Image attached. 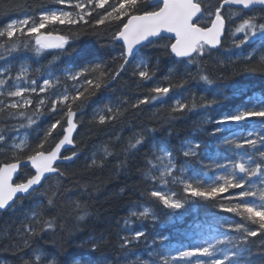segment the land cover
<instances>
[{"label": "snow or ice", "instance_id": "1", "mask_svg": "<svg viewBox=\"0 0 264 264\" xmlns=\"http://www.w3.org/2000/svg\"><path fill=\"white\" fill-rule=\"evenodd\" d=\"M56 3L66 7L41 11L38 16L25 15L10 20L0 30V38H5L0 49L11 55L18 47L12 38L19 34L17 39L27 37L34 41L37 52L55 49L59 50L58 55H63L70 48L68 38L43 29L55 25H88L94 29L104 26L111 32L109 43L119 45V59L122 62L113 73L107 66L88 61L85 56L82 62H87L88 66L82 71L68 74L72 81L79 83L78 88L74 85V94L71 95L67 91H60L59 77L51 72L42 84L37 85L35 80L27 79L26 68H21L15 76L12 75L11 66L0 69V114L8 122H20L4 123L0 128V155L4 156L0 160V211L14 210L18 201L33 197L51 175L63 176L57 162L71 161L78 156L75 151L71 155H63L61 151L65 145L73 144L71 137L77 127V112L73 110V105L79 109L97 90L107 87L106 80L119 77L130 60L136 59V54L142 49L158 46L164 55L172 58L173 64L196 66L199 72L203 59L210 56L213 50H219L229 36L242 34L238 43L235 39L233 41L235 47H241L254 42L259 34L261 47L264 48V15L244 16L239 10L229 12L228 16L224 14L226 8L232 6L241 10L259 8L264 13V0H218L216 4L206 0H56ZM236 20L240 23L233 32L228 25L235 24ZM254 55V52L249 55V62ZM5 59L7 56L0 54V60ZM260 65L264 67V56L260 57ZM158 69V63L152 65L141 60L134 75H138L142 82H148L153 80ZM93 75L95 79H89ZM187 75L191 76V73ZM199 79L212 83L207 75H200ZM174 87H183V82L151 87L150 92L154 95L139 100L132 107L138 108L140 104L162 99ZM221 95L217 93L218 97ZM217 102L216 99L202 100V106L211 107ZM195 107L193 97L191 108ZM188 108L189 104L177 102L173 111L183 112ZM102 111L106 114L99 115L101 124L123 115L119 108L109 107ZM51 114L59 118L50 124L35 146L28 143L27 133L21 139V129L38 128L40 122ZM253 118H259L264 125V102L260 106L238 109L222 117L218 123L238 125ZM58 127L63 131V138L54 147L46 148V143ZM217 133H227L222 138L223 146L231 155L220 159L208 156L210 163L206 167L217 171L211 177L205 178L195 171L194 165L203 163L201 144L198 141L190 143L183 150L182 154L187 159L185 166L180 168L177 167L172 151L163 147L157 149L155 145L149 150L152 159L146 160L147 171L144 177L145 182H150L153 187L145 190L144 197L150 204L143 206L142 210L140 205H135L129 210V217L123 221L125 231L129 234L119 237L122 256L127 257L130 246H135L145 236V231L131 232L128 226L134 220L143 221L150 215L154 216L150 207L163 206L179 210L188 203L203 201L213 203L219 211L239 218V222L227 225L239 237L225 234L222 238L201 239L197 244L177 248L175 255L154 249L149 255L151 264H237L235 258L244 251L243 246L248 244L249 238H264V150H261L264 148V128L232 130L219 127L212 132L213 135ZM146 145L145 137L140 136L134 143L129 142L128 149L139 151ZM105 154L112 155L107 149ZM96 163V159H92V164ZM171 186H180L181 190L173 191ZM41 195L47 197V207L54 211L58 194L52 192L49 195L46 190ZM40 207H45L43 201ZM48 214L51 212L33 211L31 215L25 216L21 227L16 230L17 243L13 247L21 253L20 264H62L59 252L49 253L37 243L41 234L54 231L56 227L55 218H44ZM79 219L84 220L85 216L81 215ZM217 223L226 222L218 220ZM88 243L91 245L90 252L115 246L110 241L104 242L103 236L98 241L90 240ZM223 245H232V248L226 249ZM73 264H99V261L93 262L82 257L75 259ZM140 264L147 262L141 261Z\"/></svg>", "mask_w": 264, "mask_h": 264}, {"label": "trees", "instance_id": "2", "mask_svg": "<svg viewBox=\"0 0 264 264\" xmlns=\"http://www.w3.org/2000/svg\"><path fill=\"white\" fill-rule=\"evenodd\" d=\"M206 2L216 4L218 0ZM61 7L56 0H0V30L12 19L23 18L25 15L38 16L41 11ZM238 10L244 16L264 15L259 8L247 12L226 8L224 14L228 16L229 12ZM239 23L236 20L235 24L228 27L234 32ZM42 31L66 36L70 45L68 53L58 55L59 50L55 49L37 52L34 41L27 37L17 39L19 34H15L12 39L18 46L17 50L8 55L0 49V54L7 56V59L0 60V69L11 66L12 75L15 76L21 68H26L28 80H35L37 85L42 84L43 79L51 72L59 77L60 91H67L71 95L74 94V85L78 88L79 83L65 76V72L82 71L88 66L87 62H82L85 56L88 61L107 66L113 73L122 62L119 59L121 49L118 44L113 46L109 43L111 32L104 26L94 29L88 25H55ZM241 38L242 34L229 36L219 50H213L210 56L203 59L199 72L196 66L173 64L172 58L164 55L158 46L142 49L136 54V59L130 60L119 77L106 80L107 87L97 90L79 109L73 105V110L77 112V127L73 145L64 150L63 155H71L75 151L78 156L69 162L57 164L63 176L51 175L33 197L18 201L14 210L0 213V264H20L21 253L13 247L17 243L16 230L21 227L25 216L31 215L33 211L51 212L44 218L56 219L54 231L41 234L37 243L49 253L59 252L62 264H73L75 259L82 257L93 262L99 261V264H122L119 237L122 235L123 221L129 217V210L135 205L143 207L150 204L144 197V192L153 185L145 182L144 173L147 171L146 160L152 159L149 150L153 145L157 149L163 147L172 151L177 163L181 165L187 159L182 154L183 145L198 141L201 144L203 163L195 164V171L205 178L211 177L217 171L206 167L210 163L208 156L220 159L231 155L223 146L222 138L227 133L212 134L213 129L220 126L218 121L238 109L249 107L257 96L262 97L264 102V67L260 65L264 48L258 39L235 47L234 39L238 43ZM3 43L5 38H0V44ZM253 52L254 58L249 62L248 57ZM141 60L152 65L158 63L159 69L152 81L142 82L138 75H134ZM187 73H191V76ZM200 75L209 76L212 83L200 80ZM89 79H95V75L89 76ZM80 82H83V78ZM181 82L183 87H174L166 97L140 104L138 108L132 107L139 100L154 95L150 92L151 87ZM217 93L222 95L218 97ZM193 97L195 108H191ZM213 99L218 101L213 106H202V100ZM177 102L187 103L189 108L183 112L173 111ZM109 107L119 108L123 115L101 124L99 115L106 114L102 110ZM58 118L56 114L48 115L38 128L20 131L27 133L28 143L35 146L43 138L44 131ZM4 123L20 122H8L0 114V128ZM227 125L232 130L264 128L259 118L238 125ZM64 127L67 125L64 124ZM140 136L145 137L147 145L139 151L128 149L129 142L134 143ZM61 138L63 131L58 127L45 147H54ZM106 149L112 153L111 156L105 154ZM2 159L4 156L0 155V160ZM92 159H96L95 165L92 164ZM46 190L49 195L52 192L58 194L54 211L47 207V197L41 195ZM41 201L45 205L43 208L40 207ZM150 210L161 222L166 223L178 214L184 215L185 222L165 226L160 236L168 238L163 240L155 238V229L146 226V233L142 238L148 240H143L134 247L139 253L134 260L136 264L141 261L151 264L149 255L154 249L175 255L177 248L197 244L201 239L222 238L225 234L239 237L238 233L227 227L228 224L239 222V218L219 211L217 205L210 202L188 203L178 211L163 206L150 207ZM81 215L85 216L84 220L79 219ZM210 219L215 223L208 224ZM218 220L226 223H217ZM101 236L104 237V242L110 241L115 246L90 252L91 245L88 242L98 241ZM262 241L264 238L260 236L249 238L248 244L243 246L244 251L235 258L237 264H264ZM222 247L231 249L232 245Z\"/></svg>", "mask_w": 264, "mask_h": 264}, {"label": "rangeland", "instance_id": "3", "mask_svg": "<svg viewBox=\"0 0 264 264\" xmlns=\"http://www.w3.org/2000/svg\"><path fill=\"white\" fill-rule=\"evenodd\" d=\"M64 7H66V6L62 5L61 8H64ZM239 35H241V34H239ZM255 39L260 40L259 39V34L257 35V37ZM261 56H264V51L261 52ZM68 74H71V72H65V76H69ZM45 78H48V75ZM17 83H23V81H17ZM262 101H263L262 97L257 96L256 99L254 100V103H252L250 106H260V104H261ZM219 127L227 128V129H232V127H230L227 124H225V125H221L220 124ZM21 133H22V135H21V139H22L23 138V134H25V132L21 131ZM190 143H193V142H188V143H186V144L183 145L182 152L186 148V146L189 145ZM175 160H176V158H175ZM184 166H185V162L182 163L181 165H179L177 163V167L178 168L184 167ZM171 187H172V190L173 191L179 192L181 190L180 189V186H171ZM142 208L143 207L141 206V209L140 210H142ZM175 211H178V210H175ZM150 212H153V211L150 210ZM184 222H185L184 221V215H181V214H178V215L174 216L173 218H171L170 221H168L166 223L159 221V219L154 214V216L153 215H150L146 220H143V221L134 220L133 221V224L132 225H129L128 227L131 229V232L143 230L146 233V229L145 228H146V226H149L150 228H154L155 229V232H154L155 238L160 239V240H163V239L168 238V236H166V237L160 236V234L162 233V230L165 228V226L181 225ZM212 223H215V221L213 219H210L208 221V224H212ZM125 227L126 226L123 223L122 224V235L121 236L128 235L129 234L128 232L125 231ZM143 240H148V238H142L141 237L140 241L137 242V244H140V242H142ZM199 242L200 241H198V243ZM135 246H130V249H129L130 254L127 257L122 256V253H121V262H122V264H133L134 260L139 256V253H137L136 249L134 248ZM131 253H134L135 255H132Z\"/></svg>", "mask_w": 264, "mask_h": 264}, {"label": "water", "instance_id": "4", "mask_svg": "<svg viewBox=\"0 0 264 264\" xmlns=\"http://www.w3.org/2000/svg\"><path fill=\"white\" fill-rule=\"evenodd\" d=\"M232 8L238 9L237 6H232ZM243 11H249V10H247V9H243ZM74 133H75V131H74L73 134H72V137H71L72 140H73V137H74ZM72 145H73V144H71V145H65V147L62 148L61 151L63 152L64 150L70 148ZM64 162H68V161H58L57 164H59V163H64ZM29 167H30V166H29ZM0 212H4V211H0Z\"/></svg>", "mask_w": 264, "mask_h": 264}, {"label": "bare ground", "instance_id": "5", "mask_svg": "<svg viewBox=\"0 0 264 264\" xmlns=\"http://www.w3.org/2000/svg\"><path fill=\"white\" fill-rule=\"evenodd\" d=\"M69 162V161H68ZM65 163V162H64Z\"/></svg>", "mask_w": 264, "mask_h": 264}]
</instances>
